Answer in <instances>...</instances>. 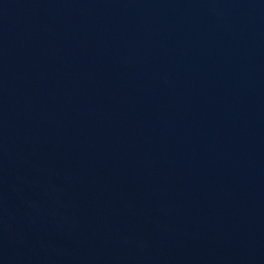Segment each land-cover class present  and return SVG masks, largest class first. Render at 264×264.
I'll return each instance as SVG.
<instances>
[{
  "label": "water",
  "instance_id": "95a60500",
  "mask_svg": "<svg viewBox=\"0 0 264 264\" xmlns=\"http://www.w3.org/2000/svg\"><path fill=\"white\" fill-rule=\"evenodd\" d=\"M0 264H264V0H0Z\"/></svg>",
  "mask_w": 264,
  "mask_h": 264
}]
</instances>
